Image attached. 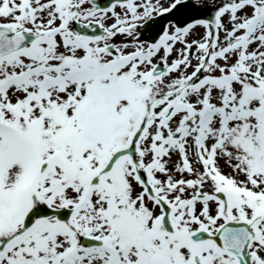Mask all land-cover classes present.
I'll list each match as a JSON object with an SVG mask.
<instances>
[{
	"label": "snow or ice",
	"instance_id": "6c2138e0",
	"mask_svg": "<svg viewBox=\"0 0 264 264\" xmlns=\"http://www.w3.org/2000/svg\"><path fill=\"white\" fill-rule=\"evenodd\" d=\"M0 264H264V0H0Z\"/></svg>",
	"mask_w": 264,
	"mask_h": 264
},
{
	"label": "flooded vegetation",
	"instance_id": "af4514ba",
	"mask_svg": "<svg viewBox=\"0 0 264 264\" xmlns=\"http://www.w3.org/2000/svg\"><path fill=\"white\" fill-rule=\"evenodd\" d=\"M200 31H203L202 29Z\"/></svg>",
	"mask_w": 264,
	"mask_h": 264
}]
</instances>
